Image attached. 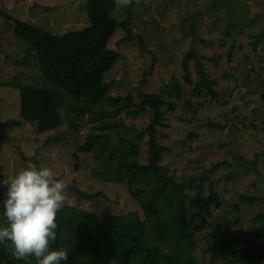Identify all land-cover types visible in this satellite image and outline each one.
<instances>
[{"label":"rangeland","instance_id":"obj_1","mask_svg":"<svg viewBox=\"0 0 264 264\" xmlns=\"http://www.w3.org/2000/svg\"><path fill=\"white\" fill-rule=\"evenodd\" d=\"M13 6L9 17L56 36L91 26L86 0H16ZM130 15L128 30H119L109 44L121 57L105 80L115 83L108 96H129L128 103L118 115L100 117L102 107L114 109L102 104L92 114L77 117L70 108H78L73 98L61 95V125L41 133L37 124L12 125L22 121L20 100L17 91L4 87L23 81L44 88L50 83L38 72L32 52L15 36V23L0 14L1 45L9 48L2 56L7 65L0 60L6 65L0 68V172L4 177L0 193L1 185L28 161L43 162L68 185L62 208L72 207L97 219L134 212L145 219L128 185L105 180L104 166L109 157L119 160L132 149L138 155L130 156L147 164L149 137L139 140L137 133L148 127L153 110L161 108L166 127L159 129L158 140L170 150L161 164L178 184L189 187L204 171L227 164L205 185L204 196H208L210 183H216L220 207L213 209V218L197 237L199 262L248 264L242 256L215 255L213 249L246 252L264 244V0H119L114 17L122 22ZM129 31L143 38L145 49L138 41L126 40ZM191 50L203 57V70L213 85L198 97L194 91L205 83L198 63L190 64L194 84L188 86L183 78L182 63ZM28 55L30 63L19 66ZM173 81L182 86V95L165 98ZM157 94L176 110L164 107ZM104 122L109 126L103 128ZM53 155L55 160L50 158ZM77 190L103 197L79 202ZM185 193L196 195L191 189ZM243 197L255 201L242 202ZM0 223H4L2 215Z\"/></svg>","mask_w":264,"mask_h":264},{"label":"trees","instance_id":"obj_2","mask_svg":"<svg viewBox=\"0 0 264 264\" xmlns=\"http://www.w3.org/2000/svg\"><path fill=\"white\" fill-rule=\"evenodd\" d=\"M118 3L119 0H86L91 26L80 33L69 32L63 36H56L9 17L8 13L0 10L4 19L15 23V36L26 44L28 53L32 52L30 54L36 62L38 72L50 83L46 82L44 88L26 85L23 81L19 84L10 83L13 92L18 93L20 106L17 105L22 120L12 124L13 126L37 124L38 132L41 133L56 130L62 123L61 95L73 98L78 108H70L77 112V117L92 114L93 109L102 104L114 109L102 107L100 117L119 114L121 106L128 103L129 96H108L115 83H107L106 76H110L121 57L120 53L109 49V44L119 30H128L132 15L128 20L117 21L114 12ZM129 34L126 40L138 41L145 49L142 37H133L130 31ZM30 57L28 55L24 58L25 61L19 62V66L24 67L27 62L30 63ZM201 60L203 57L191 50L182 63L183 78L188 86L194 84L190 66L192 62L198 63L199 74L205 81L204 84L197 85L194 97L202 94L205 88L213 86L207 81ZM152 72L153 70L150 73ZM165 94L168 99L180 98L182 86L173 81ZM157 95L163 99L164 107L176 110L163 96ZM262 97L264 100V94ZM164 121V111L161 108L154 109L148 127L137 133L139 140L149 137L147 164H140L130 156L138 155L137 150L132 149L130 155L118 156L119 160L109 157V164L104 166L105 180L128 185L131 197L140 202L145 219L135 212L122 217L104 216L97 219L93 215L79 213L72 207L64 206L57 214V240L52 243L53 248L65 247L69 253L68 260L62 264H201L197 255V237L213 218V209L220 207L216 183H210L208 196H204L205 185L211 175L227 164H217L204 171L198 179L195 178L193 186L178 184L170 176L169 170L161 164L164 154L170 152L158 140L159 129L166 127ZM101 126L106 128L109 125L104 122ZM1 168L3 166L0 165V171ZM1 175L3 174L0 172V180L3 181L4 177ZM97 176L102 179L99 173ZM1 188L0 195L5 190V185H1ZM188 189L195 190L196 195L188 197L185 193ZM76 196L79 202H91L103 197L101 193L88 194L80 190L76 191ZM254 201L248 197L242 198V202ZM64 236L68 238L67 241ZM213 250L215 255L242 256L248 264H264V244L255 251L226 252L217 247ZM4 263L35 264V259L28 257L18 260L4 246L0 252V264Z\"/></svg>","mask_w":264,"mask_h":264},{"label":"clouds","instance_id":"obj_3","mask_svg":"<svg viewBox=\"0 0 264 264\" xmlns=\"http://www.w3.org/2000/svg\"><path fill=\"white\" fill-rule=\"evenodd\" d=\"M55 160V156H51ZM68 187L45 163L28 161L5 183L0 195V245L18 260L33 257L35 264H62L65 247H52L57 240V214Z\"/></svg>","mask_w":264,"mask_h":264},{"label":"crops","instance_id":"obj_4","mask_svg":"<svg viewBox=\"0 0 264 264\" xmlns=\"http://www.w3.org/2000/svg\"><path fill=\"white\" fill-rule=\"evenodd\" d=\"M11 3V6L10 7H7V3ZM16 2V0H0V6L2 5L3 6V8L4 9H2V8H0V10H4L6 13H8L9 12V10H14V6H13V4ZM18 2V1H17ZM8 10V11H7ZM4 19V18H3ZM3 25H1V27H0V40H1V42H0V60L3 62V64H6L5 63V61L2 59V56H3V52H6L7 50H9V48L8 47H4V48H2V34H3V27H2ZM7 65V64H6ZM6 65H2L1 63H0V68L1 67H5ZM3 73H1L0 75H2ZM4 88H6V89H8V90H12L11 88H8V87H4Z\"/></svg>","mask_w":264,"mask_h":264},{"label":"water","instance_id":"obj_5","mask_svg":"<svg viewBox=\"0 0 264 264\" xmlns=\"http://www.w3.org/2000/svg\"><path fill=\"white\" fill-rule=\"evenodd\" d=\"M72 2L74 1V0H71ZM192 29H194V27L192 26Z\"/></svg>","mask_w":264,"mask_h":264}]
</instances>
